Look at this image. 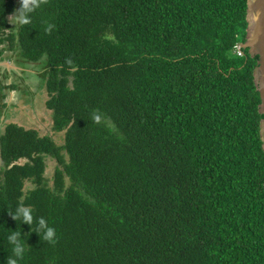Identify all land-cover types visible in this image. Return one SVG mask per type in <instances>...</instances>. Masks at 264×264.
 Segmentation results:
<instances>
[{
	"label": "trees",
	"instance_id": "1",
	"mask_svg": "<svg viewBox=\"0 0 264 264\" xmlns=\"http://www.w3.org/2000/svg\"><path fill=\"white\" fill-rule=\"evenodd\" d=\"M19 7L0 0V58L43 66L64 143L0 130V264L13 231L18 264H264L258 56L237 49L246 0H48L12 26ZM21 204L55 243L12 218Z\"/></svg>",
	"mask_w": 264,
	"mask_h": 264
},
{
	"label": "rangeland",
	"instance_id": "2",
	"mask_svg": "<svg viewBox=\"0 0 264 264\" xmlns=\"http://www.w3.org/2000/svg\"><path fill=\"white\" fill-rule=\"evenodd\" d=\"M9 21L12 26H16L14 16H10ZM0 59V130L8 123H15L26 129L36 130L40 136L51 137L58 146L63 145L64 131L53 130L51 112L45 107L47 95L43 66L16 60V54L10 51H5ZM56 166L53 159L45 158L44 177L50 188ZM68 185L69 182L65 179V186ZM32 187L26 181L24 192Z\"/></svg>",
	"mask_w": 264,
	"mask_h": 264
},
{
	"label": "clouds",
	"instance_id": "3",
	"mask_svg": "<svg viewBox=\"0 0 264 264\" xmlns=\"http://www.w3.org/2000/svg\"><path fill=\"white\" fill-rule=\"evenodd\" d=\"M20 7L15 11L14 18L17 24L28 25L31 23L30 14L42 5L47 4L48 0H19ZM54 24H48L45 31L51 34ZM93 119L98 123L101 120L99 115H95ZM14 220H21L22 223L32 225L33 222L37 224L36 233L39 236L42 235V239L49 243L56 242V230L49 226L46 219L43 217L34 218L32 215V209L30 206L23 204L19 205L14 213H9ZM21 233L13 231L11 235L7 237L8 242L13 245L12 256L7 258V264H18V261L23 258L25 253V247L20 243Z\"/></svg>",
	"mask_w": 264,
	"mask_h": 264
},
{
	"label": "water",
	"instance_id": "4",
	"mask_svg": "<svg viewBox=\"0 0 264 264\" xmlns=\"http://www.w3.org/2000/svg\"><path fill=\"white\" fill-rule=\"evenodd\" d=\"M246 6V38L238 48L248 49L251 56H258L253 78L260 96L259 113L263 115L259 135L264 152V0H246Z\"/></svg>",
	"mask_w": 264,
	"mask_h": 264
},
{
	"label": "built area",
	"instance_id": "5",
	"mask_svg": "<svg viewBox=\"0 0 264 264\" xmlns=\"http://www.w3.org/2000/svg\"><path fill=\"white\" fill-rule=\"evenodd\" d=\"M237 49H239L238 47H237ZM239 55L241 54L239 51L237 52Z\"/></svg>",
	"mask_w": 264,
	"mask_h": 264
}]
</instances>
